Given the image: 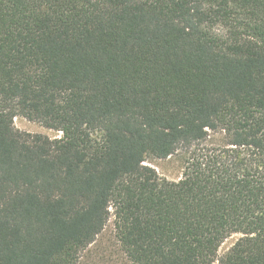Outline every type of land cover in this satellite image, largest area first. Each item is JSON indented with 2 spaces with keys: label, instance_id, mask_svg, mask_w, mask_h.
<instances>
[{
  "label": "trees",
  "instance_id": "obj_1",
  "mask_svg": "<svg viewBox=\"0 0 264 264\" xmlns=\"http://www.w3.org/2000/svg\"><path fill=\"white\" fill-rule=\"evenodd\" d=\"M110 219L128 264H264V0H0V264Z\"/></svg>",
  "mask_w": 264,
  "mask_h": 264
},
{
  "label": "rangeland",
  "instance_id": "obj_2",
  "mask_svg": "<svg viewBox=\"0 0 264 264\" xmlns=\"http://www.w3.org/2000/svg\"><path fill=\"white\" fill-rule=\"evenodd\" d=\"M14 127L21 133L41 134L49 139H58L61 134L48 129L37 122L26 120L23 117H15ZM187 154L178 152L165 159L148 158L145 165L153 168L160 178L168 181H178L181 178L184 160ZM112 220L106 224L102 233L91 244L81 259L82 264L102 263V264H128L120 252L113 235ZM239 235L234 234L228 237L219 247L218 256L224 255L228 249L236 242Z\"/></svg>",
  "mask_w": 264,
  "mask_h": 264
}]
</instances>
